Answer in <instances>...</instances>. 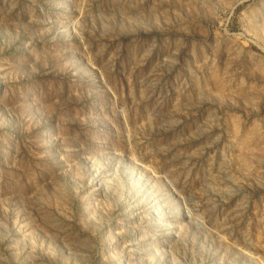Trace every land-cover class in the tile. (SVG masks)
<instances>
[{
  "label": "rangeland",
  "instance_id": "374dc122",
  "mask_svg": "<svg viewBox=\"0 0 264 264\" xmlns=\"http://www.w3.org/2000/svg\"><path fill=\"white\" fill-rule=\"evenodd\" d=\"M0 264H264V0H0Z\"/></svg>",
  "mask_w": 264,
  "mask_h": 264
}]
</instances>
